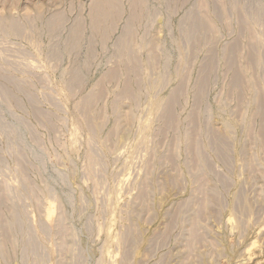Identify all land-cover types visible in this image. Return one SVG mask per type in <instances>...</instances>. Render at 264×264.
Wrapping results in <instances>:
<instances>
[{
	"label": "rangeland",
	"instance_id": "obj_1",
	"mask_svg": "<svg viewBox=\"0 0 264 264\" xmlns=\"http://www.w3.org/2000/svg\"><path fill=\"white\" fill-rule=\"evenodd\" d=\"M0 264H264V0H0Z\"/></svg>",
	"mask_w": 264,
	"mask_h": 264
}]
</instances>
